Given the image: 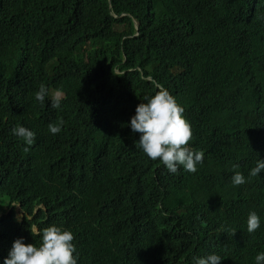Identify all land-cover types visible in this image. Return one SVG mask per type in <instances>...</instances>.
Here are the masks:
<instances>
[{"label":"trees","instance_id":"16d2710c","mask_svg":"<svg viewBox=\"0 0 264 264\" xmlns=\"http://www.w3.org/2000/svg\"><path fill=\"white\" fill-rule=\"evenodd\" d=\"M157 84L184 109L188 147L204 153L195 172L170 173L130 127ZM17 125L35 133L32 145ZM258 160L264 0H0V264L17 239L39 247L53 225L73 234L77 264H195L212 254L256 264L264 170L249 173ZM236 172L244 184H232Z\"/></svg>","mask_w":264,"mask_h":264},{"label":"clouds","instance_id":"9594fccd","mask_svg":"<svg viewBox=\"0 0 264 264\" xmlns=\"http://www.w3.org/2000/svg\"><path fill=\"white\" fill-rule=\"evenodd\" d=\"M158 91L151 98L144 97L147 101L140 103L136 108V115L131 118L130 127L134 133H141L139 145L144 153L153 161L160 160L170 173H176L178 166L188 172H195L196 164L203 161L204 153L188 147L192 139L190 124L183 117L184 109L177 104L175 98L161 84H157ZM48 89L41 84L35 93V99L44 102ZM62 93H54L52 108H59ZM63 121L49 124V131L58 134ZM17 137L26 145L34 143L35 133L23 126L17 125L12 129ZM26 152L28 147L24 149ZM238 167V165L233 166ZM264 170V161L258 160L249 175L257 176ZM232 184L239 186L245 183L242 173L236 172ZM260 227V219L255 212H251L247 220V230L254 233ZM235 233L233 231L232 235ZM74 237L70 231L62 230L56 226H49L42 230V243L39 247L33 244L25 245L22 239L13 243L9 256L4 264H77L73 257L75 251L72 243ZM195 264H221V257L215 254L206 258H193ZM256 264L264 262V252L255 257Z\"/></svg>","mask_w":264,"mask_h":264},{"label":"rangeland","instance_id":"374dc122","mask_svg":"<svg viewBox=\"0 0 264 264\" xmlns=\"http://www.w3.org/2000/svg\"><path fill=\"white\" fill-rule=\"evenodd\" d=\"M18 2H20V1H15L14 3H18ZM1 205H2V210L6 211L7 210V203L5 200L1 201ZM16 212L18 213V215H20L18 207H16Z\"/></svg>","mask_w":264,"mask_h":264},{"label":"water","instance_id":"95a60500","mask_svg":"<svg viewBox=\"0 0 264 264\" xmlns=\"http://www.w3.org/2000/svg\"><path fill=\"white\" fill-rule=\"evenodd\" d=\"M133 23H134L135 31H137L138 30V23L135 20L133 21ZM148 80L152 81V78L149 77Z\"/></svg>","mask_w":264,"mask_h":264}]
</instances>
